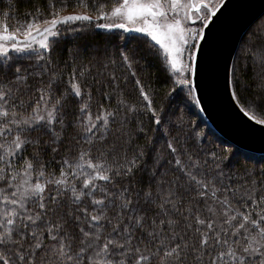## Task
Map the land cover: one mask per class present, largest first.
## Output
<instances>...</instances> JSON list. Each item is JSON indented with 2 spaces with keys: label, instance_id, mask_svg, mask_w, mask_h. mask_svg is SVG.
Wrapping results in <instances>:
<instances>
[{
  "label": "snow or ice",
  "instance_id": "1",
  "mask_svg": "<svg viewBox=\"0 0 264 264\" xmlns=\"http://www.w3.org/2000/svg\"><path fill=\"white\" fill-rule=\"evenodd\" d=\"M233 6L0 4V264H264V158L185 119L219 88ZM236 61L224 88L264 126V21Z\"/></svg>",
  "mask_w": 264,
  "mask_h": 264
},
{
  "label": "water",
  "instance_id": "2",
  "mask_svg": "<svg viewBox=\"0 0 264 264\" xmlns=\"http://www.w3.org/2000/svg\"><path fill=\"white\" fill-rule=\"evenodd\" d=\"M229 13V40L221 57L220 85L213 91L203 116L210 127L224 140L238 149L264 156V126L256 125L239 111L231 99L230 90L224 88V62L231 66L239 45L249 29L264 15V0H233ZM227 35L222 40H227Z\"/></svg>",
  "mask_w": 264,
  "mask_h": 264
},
{
  "label": "trees",
  "instance_id": "3",
  "mask_svg": "<svg viewBox=\"0 0 264 264\" xmlns=\"http://www.w3.org/2000/svg\"><path fill=\"white\" fill-rule=\"evenodd\" d=\"M6 3H7V0H0V4H6ZM262 21H264V15L250 29L257 28V26H259ZM246 34L243 37L242 41L245 39ZM105 35H108V34L100 33V35L96 36L95 39L88 41L89 48L91 51H94L97 48H103L106 46L105 41L103 39H101V37L105 36ZM119 35L123 36L125 39H121V40L117 41V43L123 44L126 42V40L128 38H130V34L120 33ZM129 46H133V45L130 44ZM72 47L73 46L71 44L67 45V48H69V49H71ZM240 49H241V43H240L239 48L237 50V53L235 55L233 64L237 62L236 58H237V55L240 54ZM90 54H91V52H90ZM62 55L65 57V59H68V60L71 59V55L67 51L63 52ZM244 62H246V61H244V60L241 61V63H244ZM258 71H259V69H257L256 71H247V74L245 76V82L249 85V91L251 93H254L257 90V85L260 83V79H259V76L257 74ZM152 72H153V75H152L153 85L157 90H159L160 97L162 98L165 105H167L168 100L165 97V93L167 92L169 85L164 82L163 76L155 68L152 70ZM180 107H183V105L181 104ZM185 119L190 120L193 123V125H196L200 128V130L204 134V138L206 141H209V142L216 141L217 137H219L220 139H223L210 127L209 123L207 122V120L205 119L203 114L198 112L197 110L193 109V111H191V112L185 110ZM156 135L157 136L160 135L159 130H157ZM217 143H218V141H217ZM225 147H227V145H225ZM232 147H233V149H238L234 145H232ZM238 150L240 153H242L246 156L250 155V156L255 157L256 161H259L262 158H264V156H262V155L249 153V152L243 151L241 149H238ZM245 162L248 163L247 161H245ZM248 166L254 167L255 165L253 163H248ZM260 166L264 167V165H260Z\"/></svg>",
  "mask_w": 264,
  "mask_h": 264
},
{
  "label": "rangeland",
  "instance_id": "4",
  "mask_svg": "<svg viewBox=\"0 0 264 264\" xmlns=\"http://www.w3.org/2000/svg\"><path fill=\"white\" fill-rule=\"evenodd\" d=\"M127 34V33H126Z\"/></svg>",
  "mask_w": 264,
  "mask_h": 264
}]
</instances>
